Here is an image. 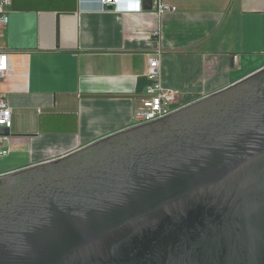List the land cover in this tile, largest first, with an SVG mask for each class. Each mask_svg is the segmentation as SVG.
Listing matches in <instances>:
<instances>
[{
	"label": "crops",
	"instance_id": "1",
	"mask_svg": "<svg viewBox=\"0 0 264 264\" xmlns=\"http://www.w3.org/2000/svg\"><path fill=\"white\" fill-rule=\"evenodd\" d=\"M177 11H100L99 0H12L0 51L12 127L2 178L138 126L148 59L186 105L264 68V0H164Z\"/></svg>",
	"mask_w": 264,
	"mask_h": 264
},
{
	"label": "water",
	"instance_id": "2",
	"mask_svg": "<svg viewBox=\"0 0 264 264\" xmlns=\"http://www.w3.org/2000/svg\"><path fill=\"white\" fill-rule=\"evenodd\" d=\"M141 1L144 9L153 10V0ZM263 73L264 68L169 117L238 87H248ZM256 120L264 121V117ZM154 123L135 126L0 180L61 163ZM255 126L262 129L259 135L264 137V122ZM207 129L204 126L195 134L205 135ZM1 134L9 136L10 129L2 128ZM210 145L220 146L212 151L228 156L212 159L201 171L170 176L157 190L130 191L133 193L123 206L97 209L94 216L100 218L92 223H50L35 229L11 223L0 228L17 232L0 236V264H264V140L241 146L221 141ZM27 229L34 231L33 238L21 236Z\"/></svg>",
	"mask_w": 264,
	"mask_h": 264
},
{
	"label": "flooded vegetation",
	"instance_id": "3",
	"mask_svg": "<svg viewBox=\"0 0 264 264\" xmlns=\"http://www.w3.org/2000/svg\"><path fill=\"white\" fill-rule=\"evenodd\" d=\"M262 116L264 73L248 87H238L175 117L160 119L125 139L107 142L44 169L1 179L0 228L11 223L30 229L50 223H92L100 218L94 216L97 209L123 206L133 193L130 191L157 190L170 176L201 171L212 159L228 156L212 151L220 146L211 142L241 146L264 140L259 135L262 129L255 126L264 122L256 120ZM204 126L208 127L205 135H196ZM216 131V136H206ZM15 234L12 229L0 230V236ZM33 234L27 229L21 236L33 238Z\"/></svg>",
	"mask_w": 264,
	"mask_h": 264
},
{
	"label": "built area",
	"instance_id": "4",
	"mask_svg": "<svg viewBox=\"0 0 264 264\" xmlns=\"http://www.w3.org/2000/svg\"><path fill=\"white\" fill-rule=\"evenodd\" d=\"M100 11H104L109 5H113L116 11L141 10V0H99ZM12 0H0V29L6 27L10 22V16L6 8L10 6ZM153 10L158 16L165 13L177 11L176 6L166 3L164 0H153ZM161 50L157 55L148 59V69L146 77L149 81L145 89L146 98L134 114V121L137 125H144L160 120L181 110L185 104L181 102V93L177 90L167 89L163 86L160 63ZM9 70L8 54L0 51V85L6 78ZM12 108L6 98L1 95L0 90V159L9 155L10 148L4 145L7 136L1 134L2 128L12 127ZM3 176L0 172V177Z\"/></svg>",
	"mask_w": 264,
	"mask_h": 264
},
{
	"label": "bare ground",
	"instance_id": "5",
	"mask_svg": "<svg viewBox=\"0 0 264 264\" xmlns=\"http://www.w3.org/2000/svg\"><path fill=\"white\" fill-rule=\"evenodd\" d=\"M0 178H2V176Z\"/></svg>",
	"mask_w": 264,
	"mask_h": 264
}]
</instances>
